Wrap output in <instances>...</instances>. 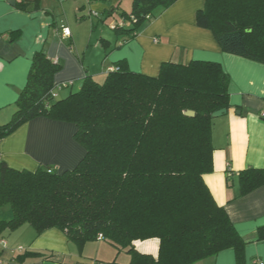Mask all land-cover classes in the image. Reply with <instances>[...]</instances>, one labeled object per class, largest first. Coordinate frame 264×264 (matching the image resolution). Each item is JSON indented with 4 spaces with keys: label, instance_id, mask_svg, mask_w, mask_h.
Returning <instances> with one entry per match:
<instances>
[{
    "label": "trees",
    "instance_id": "obj_1",
    "mask_svg": "<svg viewBox=\"0 0 264 264\" xmlns=\"http://www.w3.org/2000/svg\"><path fill=\"white\" fill-rule=\"evenodd\" d=\"M175 1L133 0L130 13L114 6L108 16L120 14L114 29L130 40ZM31 3L17 6L29 11ZM197 23L214 32L224 52L264 64V0H206ZM19 37L10 33V41ZM113 67L104 82L87 75L78 91L58 99L54 78L62 65L43 50L34 55L17 109L0 125V141L45 117L75 124L86 155L62 173L50 166L17 170L1 161L0 236L30 224L39 232L61 229L78 245L106 240L128 249L132 264H194L230 248L241 263L249 242L204 178L213 171V114L231 107L229 75L204 60L165 62L157 77L132 71L125 60ZM189 110L195 115H186ZM239 183L242 195L252 192L264 183V170L241 171ZM148 239L159 240L157 257L134 248ZM256 240H264V226Z\"/></svg>",
    "mask_w": 264,
    "mask_h": 264
},
{
    "label": "crops",
    "instance_id": "obj_2",
    "mask_svg": "<svg viewBox=\"0 0 264 264\" xmlns=\"http://www.w3.org/2000/svg\"><path fill=\"white\" fill-rule=\"evenodd\" d=\"M23 1L32 2L29 11L18 8ZM34 1L41 9L34 8ZM205 3L177 0L129 40L114 29L122 22L120 14L108 16V12L119 6L130 13L133 0H0V125L15 113L34 55L41 50L62 65L54 81L56 85L73 81L65 89L71 92L78 85L81 88L87 75L101 82L99 63L106 72L125 60L132 71L152 77L168 61L220 63L230 77L231 107L213 118V171L204 178L249 243L241 263L230 248L194 264H264V240H256L259 227L264 226V183L246 195L241 194L239 183L241 171L264 170V64L224 52L214 32L198 26L197 13ZM66 21L74 25L67 26ZM100 24L106 28L98 33ZM63 27L69 28L70 37L63 36ZM13 31H19L20 37L10 41ZM76 129L73 123L45 117L31 120L0 141V162L17 170L36 171L40 166L60 173L72 170L86 155L75 138ZM159 247L158 239L134 243L138 253L153 257ZM0 264H132V254L106 240L78 245L61 229L39 232L23 224L6 228L0 236Z\"/></svg>",
    "mask_w": 264,
    "mask_h": 264
},
{
    "label": "rangeland",
    "instance_id": "obj_3",
    "mask_svg": "<svg viewBox=\"0 0 264 264\" xmlns=\"http://www.w3.org/2000/svg\"><path fill=\"white\" fill-rule=\"evenodd\" d=\"M159 14H160V11H156L155 13H154V18L153 19H155V18H157L158 16H159ZM119 19H121V18H119ZM93 20V19H92ZM95 20V19H94ZM152 21V20H151ZM92 22V21H91ZM148 23H150V21L149 20H147V21H145V22H143L142 24H141V26H143V25H145V24H148ZM70 24H73L74 25V23H73V21H72V23L71 22H68L67 23V21H66V25L68 26V25H70ZM82 26H84V25H82ZM100 27H98L96 30L98 31V33H100L101 32V30H102V28H106L105 26L104 27H101V26H103L102 24H100L99 25ZM81 28H83V27H81ZM62 30H64V27L62 28ZM99 63V62H98ZM99 69H100V71H102L101 72V75L99 76V78H100V81L101 82H104L105 81V79H106V77H107V73L106 72H108L107 70H106V72H103V66H102V63H99V67H98ZM95 77H97V76H95ZM80 89V85H78V86H76V89L73 91V92H76V91H78ZM56 93H57V98L58 99H63V98H65V97H67L68 95H70L71 94V91L69 90H65V89H63V90H56Z\"/></svg>",
    "mask_w": 264,
    "mask_h": 264
},
{
    "label": "built area",
    "instance_id": "obj_4",
    "mask_svg": "<svg viewBox=\"0 0 264 264\" xmlns=\"http://www.w3.org/2000/svg\"><path fill=\"white\" fill-rule=\"evenodd\" d=\"M70 35H71V32H70L69 28H64V30H63V36L64 37H70ZM114 69H115L114 67H111V68L108 69V72L113 71ZM72 85H73V81L63 82L60 85H57L56 90L66 89V88H69ZM56 90L54 92V96L57 97ZM262 116L264 117V114H262ZM101 238H102V236L99 237V239H101Z\"/></svg>",
    "mask_w": 264,
    "mask_h": 264
},
{
    "label": "water",
    "instance_id": "obj_5",
    "mask_svg": "<svg viewBox=\"0 0 264 264\" xmlns=\"http://www.w3.org/2000/svg\"><path fill=\"white\" fill-rule=\"evenodd\" d=\"M225 113H227V109H222V110H219V111L215 112L213 114V117H220V116H222ZM186 115H188V116H194L195 115V112L189 110V111L186 112Z\"/></svg>",
    "mask_w": 264,
    "mask_h": 264
}]
</instances>
